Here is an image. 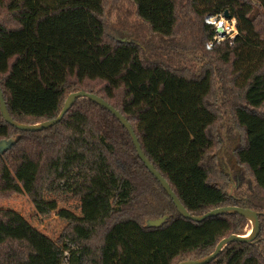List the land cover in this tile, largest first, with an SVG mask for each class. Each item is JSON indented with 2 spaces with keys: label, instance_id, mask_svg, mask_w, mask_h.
<instances>
[{
  "label": "trees",
  "instance_id": "16d2710c",
  "mask_svg": "<svg viewBox=\"0 0 264 264\" xmlns=\"http://www.w3.org/2000/svg\"><path fill=\"white\" fill-rule=\"evenodd\" d=\"M129 1L136 18L116 9L115 23L146 26L150 42L108 37L105 0H0V15L7 9L16 24L0 22V85L11 116L35 124L57 117L72 92L103 97L130 121L190 213L228 205L259 212L257 238L230 242L207 264H264V0ZM225 11L239 33L208 49L214 26L205 17ZM1 140L10 141L0 153L4 192L35 197L52 173L53 182L63 177L61 189L80 195L108 158L127 183L125 201L91 238L65 234L77 246L69 264H179L211 254L250 224L238 213L200 222L181 215L125 126L90 99L39 131L12 126L0 108ZM218 144L229 146L227 157ZM164 216L158 226L147 223ZM68 249L0 208V264H63Z\"/></svg>",
  "mask_w": 264,
  "mask_h": 264
},
{
  "label": "rangeland",
  "instance_id": "374dc122",
  "mask_svg": "<svg viewBox=\"0 0 264 264\" xmlns=\"http://www.w3.org/2000/svg\"><path fill=\"white\" fill-rule=\"evenodd\" d=\"M105 7L108 37L117 40H138L139 38L142 42H150V31L146 26L141 25L142 27L131 30L115 23L118 20L114 16L116 9L121 11L120 15L122 13L125 16L126 13H129L131 20L136 18L133 4L129 0H105ZM262 16L258 19L260 22H264ZM0 22L10 27L16 26L12 14L5 8H2ZM260 22L258 28L264 29V24ZM99 86L96 85L95 89ZM121 97L118 96L117 101H120ZM228 121L232 123V120L229 119ZM232 129L237 130V126ZM239 134L237 130L234 136L239 137ZM218 136L221 140H226L222 131H219ZM9 144L10 141L1 140L0 152ZM228 147L223 151L220 144H218L215 150L223 157H227ZM5 162V160L0 162V168ZM53 178L55 177L52 173L47 174L40 186V192L35 197L26 192H4L0 189V208H10L19 212L33 227L59 243L63 249L68 247L69 249L65 251L63 264H69L70 250H76L77 246L65 234L77 233L80 238H91L95 233V227L105 222L109 214L125 201L127 183L117 174L110 158L104 162L101 170L89 181L87 190L83 194L76 195L73 191L61 189L64 184L61 175H58L56 182L52 181ZM233 188L234 185H231V192ZM260 194L264 199V193L260 191ZM260 211L264 213V208ZM87 225L91 227L87 228ZM262 226L261 237L264 240V216L262 217ZM250 231L251 224H248L245 233ZM89 250H86L85 256H88Z\"/></svg>",
  "mask_w": 264,
  "mask_h": 264
},
{
  "label": "water",
  "instance_id": "95a60500",
  "mask_svg": "<svg viewBox=\"0 0 264 264\" xmlns=\"http://www.w3.org/2000/svg\"><path fill=\"white\" fill-rule=\"evenodd\" d=\"M225 16L229 17L228 11H225ZM79 98H87L90 99L97 104L101 105L108 111H110L128 130L131 139L134 143V146L137 150V153L141 160L146 165L147 169L157 178V180L161 183L163 188L166 190V192L169 194V196L172 198L174 204L178 208V211L181 215H183L185 218L192 219L194 221L200 222L203 221L209 217L222 215V214H228V213H238L242 216H244L251 224V231L246 234H232L230 236L224 237L219 241L217 244L215 250L202 258L194 259V260H184L180 262L179 264H207L218 256V254L222 251V249L233 241H241V242H251L257 238V236L260 233L261 230V222L259 217V212L250 208L242 207V206H235V205H228V206H222L214 208L204 214L201 215H195L190 213V211L184 206V204L181 202L178 195L175 193V191L172 189L170 183L168 180L161 174V172L155 167V165L150 161V159L146 156L141 143L139 141V138L134 130L133 125L130 123V121L126 118V116L118 109H116L113 105H111L107 100H105L103 97L91 93L85 90H78L75 92H72L68 95L66 98L64 105L58 114L57 117L45 121H41L35 124H26L19 122L15 120L9 110L7 103L4 98V94L0 85V108L1 113L5 121L12 126L24 130V131H39L45 128H49L57 123H59L64 115L70 110V108L75 104V102ZM7 148V147H6ZM5 148V149H6ZM4 151V150H3ZM2 151V152H3ZM0 152V153H2ZM166 219V216L158 219H150L148 220V225L158 226L162 224Z\"/></svg>",
  "mask_w": 264,
  "mask_h": 264
},
{
  "label": "built area",
  "instance_id": "2783aa9c",
  "mask_svg": "<svg viewBox=\"0 0 264 264\" xmlns=\"http://www.w3.org/2000/svg\"><path fill=\"white\" fill-rule=\"evenodd\" d=\"M205 22L214 26V35L212 40H209L206 44L208 49H211L216 43H221L226 40H233L237 36V20L235 17H227L224 13L207 15L205 17Z\"/></svg>",
  "mask_w": 264,
  "mask_h": 264
}]
</instances>
